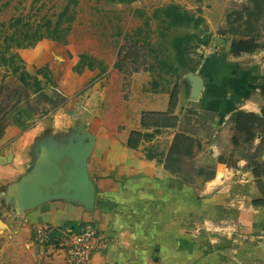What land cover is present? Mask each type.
<instances>
[{"label": "crops", "instance_id": "0c3cea01", "mask_svg": "<svg viewBox=\"0 0 264 264\" xmlns=\"http://www.w3.org/2000/svg\"><path fill=\"white\" fill-rule=\"evenodd\" d=\"M211 1L219 4V0ZM179 3L182 2L178 0ZM207 4H185L184 8H195L198 12L191 13L201 15L212 33L215 28L207 17ZM23 50H18L20 55ZM196 51L202 52L199 48ZM190 56L196 62V52ZM230 56L237 63L231 65L224 54L209 48L199 65L200 73L196 62L194 71L180 67L185 71H178V78L172 79L156 76L152 67L127 77L116 60L103 62L104 58L98 60L94 56L93 68L85 66L71 72L70 66L78 65V55L72 58L74 62L63 59V79L60 66L48 62L64 100L53 111L42 114L24 106L17 108L10 114V124L0 138V219L6 223L0 226L3 260L37 264L33 230L36 224L78 231L92 222L109 244L94 252L90 264H192L198 255L212 262L218 255L208 252L213 234L202 230L194 236L188 230L202 220L215 225L219 219L228 224L237 219L238 207L230 205L228 194L218 185L222 183L218 180L220 173L225 179L233 173L220 158L226 147L233 146L226 138L231 127L228 121L237 111L261 117L264 106V74H260L264 69V48L255 52L248 48L231 52ZM191 72L205 81L196 97L192 94ZM175 86L178 98L172 109ZM192 111L201 113L204 121L199 122L197 113ZM166 120L171 125H156ZM198 123L206 125L199 127ZM219 130L222 137L215 136ZM86 131L95 137L88 159V171L96 186L94 207L59 197L33 207L27 205L20 198L22 188L51 168L44 152L62 149L76 141L78 133ZM133 132L142 134L136 147L129 144ZM204 133L207 137L210 134L207 140H203ZM188 158L195 163L201 159L210 161L214 176L207 179L196 171L187 175ZM241 160L245 165L246 160ZM200 164L204 165L203 160ZM247 174L256 179L252 170L248 169ZM200 180H207L205 187L198 185ZM248 187L251 192L258 190L256 184L231 189L248 191ZM251 206L264 212V204L256 205L254 201ZM220 235L223 240L227 237Z\"/></svg>", "mask_w": 264, "mask_h": 264}, {"label": "rangeland", "instance_id": "374dc122", "mask_svg": "<svg viewBox=\"0 0 264 264\" xmlns=\"http://www.w3.org/2000/svg\"><path fill=\"white\" fill-rule=\"evenodd\" d=\"M180 1L182 3L179 4H182L183 7L185 4L194 5L199 2L203 4L209 2L206 11L210 15L207 17L210 18V24L215 29L210 33V26L205 23L204 28L210 35L209 44L190 50V53L196 52L197 54L198 73L201 70L199 65L204 60V52L209 48L224 54L230 59L228 62L231 65L237 63L232 61L233 56H230L231 44L239 41L242 37L249 35L250 52L264 48V0H219L218 5H213L211 0ZM172 3L178 4V0H126L125 2L109 0H1L0 24L6 23L7 25L11 20L20 16L24 18L25 23L30 24H37L46 17L56 21L65 7L70 6L68 16L74 15L75 17L67 43L43 39L36 44L37 46L14 49L16 51L25 49L21 56L27 70L29 69V72L34 76L37 75L38 69L45 68L49 65L48 62L52 61L60 66L59 72H61V78L64 79L66 67L62 64L64 63L63 59L74 62L73 57L76 55L79 57L80 54L86 53L98 60H102L100 57L104 58L103 62L116 60L117 65L122 68L127 77L136 69L142 71L152 67L151 70L156 76L172 79L178 78V71H185L180 68V62L172 46V39L177 35L193 31L192 28L173 27L165 21L163 14L155 13L157 8ZM191 11L198 12L195 8ZM12 33L13 29L0 33L2 35L0 46L4 44V37ZM198 48L202 51L201 53L196 51ZM1 56L2 53H0ZM98 64L96 63V66L99 67ZM262 64H264V60ZM77 66L76 63L73 67L70 66L69 70L73 72ZM46 73L48 76L45 73L38 75L43 90L37 92L33 79L29 80V85H24L18 76L12 74L10 69L0 61V118L16 102L19 103L18 108L24 106L35 114L53 111L58 104L62 103L64 100L63 90L58 88V83L53 80L52 71L49 69ZM260 74H264V69L260 71ZM173 91L178 93V86H175ZM192 112L197 113L199 122L204 121L201 113ZM237 112H244V115L238 117L236 116ZM237 112H234L228 121L231 123V127L228 128L229 135H226L229 144L232 143L233 146L226 147L223 154L220 155V158L227 163L233 173L227 179L223 173H220L218 180L222 183L218 185L224 193L228 194L227 198L232 202L230 205L238 207L236 209H239L240 213L237 214V219L231 218L233 222L231 221L232 223L229 224L222 222V219H219V223H215V225L202 220V225L201 223L193 225L192 230H188L194 236L198 235V232L201 233L202 230V233L205 230L212 233L213 235L209 237H212V240H209L211 250L208 252L218 254L209 263L204 260V255H198L192 264H264V212H260L261 209L257 206H251L254 201H264V177L257 180L250 178L247 174L248 169L253 170V166L263 160L264 125L259 121L263 116L262 113L261 117H258L246 113V111ZM236 118L239 119V125L235 121ZM8 119L10 120V114ZM1 120L0 128L2 124L6 123V119ZM205 125L206 123H198L199 127H205ZM192 129L195 131V127ZM219 132L220 130L215 133V136L222 137L223 135ZM208 137L206 133L203 134V140H207ZM192 158H188L187 163L189 164L185 166L187 175L196 171L199 172L198 175L205 176L207 179L214 176L215 169L210 161L201 159L204 162L203 165L200 164L201 160H198L199 163H195ZM241 159L246 160L245 165H242ZM240 162L241 165H239ZM206 181L200 180L198 185L203 188ZM244 184H256L258 190L251 192L248 187V191L247 189L234 190V193L231 189ZM229 190L231 191L227 192ZM6 219H9L8 215ZM6 229L7 227H5ZM220 234L227 237L223 240ZM2 247L3 244L0 241V252ZM27 250L31 253L30 248L27 247ZM0 264L13 263L10 260L5 262L0 256Z\"/></svg>", "mask_w": 264, "mask_h": 264}, {"label": "trees", "instance_id": "16d2710c", "mask_svg": "<svg viewBox=\"0 0 264 264\" xmlns=\"http://www.w3.org/2000/svg\"><path fill=\"white\" fill-rule=\"evenodd\" d=\"M1 1V0H0ZM111 2H125L126 0H109ZM7 5L6 3L4 4ZM3 5V6H4ZM70 13V6H66L65 9L59 14L58 19L53 21L51 18H44L41 22L37 24H30L24 22L23 17H16L11 20L7 25L6 23L0 24V33L9 29H13L12 34H7L4 37L3 46H0V61L6 65L12 74L18 76L19 80L24 85L30 84V79H33L35 82V91L39 92L43 90L41 80L38 75L46 73L49 70V67L40 68L37 70V75H32L26 68L25 61L20 53L15 48H28L35 46L39 41L43 39H51L61 43L68 42V34L72 27V22L74 21V15L68 16ZM155 13L163 14L165 21L173 27H186L192 28L193 31L187 32L185 34L177 35L172 39V46L176 53V56L180 62V66L194 71L196 62L194 58L190 56V50L201 45H208L210 41V35L205 30V20L201 15L196 16L194 13H191L189 10L184 8L182 5L177 3H172L164 7L157 8ZM67 25L64 26L65 23ZM249 24V23H248ZM249 36V35H248ZM2 35L0 34V39ZM250 42L248 39H240L232 43L231 51L233 53H239L240 51L247 50L249 48ZM94 62L96 59L89 54H81L79 57L78 66L76 70L81 71L82 68L88 66L93 68ZM139 71V69H136ZM48 76V75H47ZM177 103V91H173L171 97V106L172 109ZM19 103L16 102L8 112L0 119H6V123L1 125L0 128V138L3 136L5 129L9 125V114L14 112L18 108ZM152 115L151 113L148 114ZM244 115V112H237L236 116ZM263 118L259 120L264 125V106L262 108ZM8 119V121H7ZM169 119V118H168ZM1 120V121H2ZM144 126H147V120L144 119ZM236 123L239 125V119L236 118ZM158 126H169L171 125L170 121H160L157 122ZM142 134L138 132H133L130 139V146L136 147L138 140L141 138ZM253 174L257 180H260L264 177V161H259L253 166ZM262 201V200H261ZM264 201H256V205H263Z\"/></svg>", "mask_w": 264, "mask_h": 264}, {"label": "water", "instance_id": "95a60500", "mask_svg": "<svg viewBox=\"0 0 264 264\" xmlns=\"http://www.w3.org/2000/svg\"><path fill=\"white\" fill-rule=\"evenodd\" d=\"M194 83L193 96H199L204 88V78L190 73ZM95 145L90 132L77 134V140L62 149H47L43 156L51 168L38 174L21 191V199L33 207L51 198L80 200L93 208L96 202V186L88 171V159ZM0 226L6 223L0 219Z\"/></svg>", "mask_w": 264, "mask_h": 264}, {"label": "built area", "instance_id": "2783aa9c", "mask_svg": "<svg viewBox=\"0 0 264 264\" xmlns=\"http://www.w3.org/2000/svg\"><path fill=\"white\" fill-rule=\"evenodd\" d=\"M33 230L37 264H90L94 252L109 244L92 222L78 231L71 227L55 229L46 223L36 224Z\"/></svg>", "mask_w": 264, "mask_h": 264}]
</instances>
